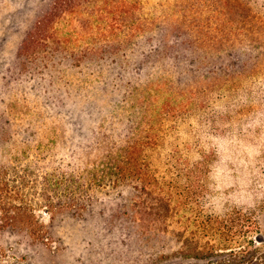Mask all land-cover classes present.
<instances>
[{
    "label": "rangeland",
    "instance_id": "obj_1",
    "mask_svg": "<svg viewBox=\"0 0 264 264\" xmlns=\"http://www.w3.org/2000/svg\"><path fill=\"white\" fill-rule=\"evenodd\" d=\"M50 1L0 0V164L14 152H25V158L47 170L39 171L34 185H42L47 175L55 185L54 169L74 162L99 135H128L142 123L145 136L156 143L149 160L176 193L181 214L174 233L163 236L145 217L133 222L128 193V200L112 194L74 216L49 212V205L62 204L64 192L50 200L33 191L22 203L39 234L1 232L0 264H264V0H249L250 28L245 27L242 47L235 50L241 58L237 73H243L242 89L235 94L226 84L238 75L230 72L234 62L224 55L230 48L222 52V61L206 46L178 56L185 47H156L159 35L129 45L121 63L115 56L89 65L77 57L59 65L60 58L42 57L36 65L17 66L23 38ZM109 1L99 0L98 7ZM137 1L141 14L163 20L162 15L184 9L185 0ZM208 1L192 0L190 7L199 10L192 16L204 31L212 28ZM98 41L92 44L100 51L93 52L108 55L102 53L107 44ZM86 42H80L83 48ZM217 65L229 73L212 72ZM193 215L200 228L191 219L193 226L181 236L178 220ZM210 221L229 238H252L258 258L242 263L241 255L184 256L183 241L194 231L202 235Z\"/></svg>",
    "mask_w": 264,
    "mask_h": 264
},
{
    "label": "trees",
    "instance_id": "obj_2",
    "mask_svg": "<svg viewBox=\"0 0 264 264\" xmlns=\"http://www.w3.org/2000/svg\"><path fill=\"white\" fill-rule=\"evenodd\" d=\"M98 1L51 0L23 38L18 49L16 65H36L42 57L60 58L62 60L59 65L66 63L62 62L64 60L75 61L77 57L86 60L89 65L96 61L110 60L115 56V62L119 57L121 63L126 57L129 45L128 48L141 45L147 42L148 38L159 35L156 47L162 45L185 47L184 51L176 53L179 56L189 55L187 48L206 46L219 53V60L222 61L224 55L232 60L234 63L230 65V72L238 74L236 67L241 58L235 50L242 47L241 44L246 37L245 27L250 28L253 17L250 12L253 10L251 1H208L207 5L211 9L208 21L212 28L206 31L201 25L196 24L198 17L192 16L194 10L197 16L199 12L198 9H190L192 0L182 2L184 9L178 14L173 12L162 15L166 18L163 20L141 14L142 8L137 0H111L104 3L106 6L102 8L98 7L100 5ZM93 5L94 13L89 12L90 6ZM98 23L106 24L107 27L98 29L95 25ZM106 30L108 31L104 32ZM94 40L107 44H103L106 49L102 53L108 55L100 56L93 52L100 51L98 45L92 44ZM82 41H88L86 48L80 44ZM111 48H114L113 53H109ZM229 48L230 51L222 55V52ZM79 64L78 67L84 66L82 63ZM217 66L219 67L215 66L212 72L229 73L223 70V65ZM141 68L140 65V70ZM236 76L233 80L226 79V84H229L227 86L233 94L239 93L242 89L243 73ZM146 129L139 123L128 135L119 137L112 134L103 137L99 135L95 144L86 146V151L77 156L74 162L54 169L58 172L55 185L50 182L48 175L42 185L38 183L34 185V182H39L41 174L39 171L46 172V168L36 162L33 164L29 157L25 158V152H14L9 161L0 164V233L8 230L23 232L26 229L35 235L38 233L34 228L35 222L29 207L22 203L33 191H42L50 200L64 192L67 196L60 200L62 204L49 205V212L70 213L74 216L84 215L101 199L112 194H117V198L121 200H128L126 197L128 193L132 196L129 201L134 203L131 218L135 224L145 217L149 225L153 226V230L160 232V235L168 236L174 233V226H177L175 219L181 214L179 199L170 183L166 184L164 178L159 176L155 163L149 160L148 153L156 143L149 139V136H145ZM15 200L20 201V204L15 203ZM64 200L68 201L65 205ZM193 217L186 219L184 216L178 220L181 236L196 223L200 228L198 217L195 215ZM256 226L257 224L252 228ZM202 229L204 230L202 235L194 231L191 237L183 241L184 256L213 260L222 256L235 259L241 255L245 260L242 263H245L260 253L252 238L248 236L244 239L229 238L220 228L215 227L212 221ZM233 246L239 249H233ZM219 248L225 252L219 253ZM162 257L168 258L169 255Z\"/></svg>",
    "mask_w": 264,
    "mask_h": 264
}]
</instances>
